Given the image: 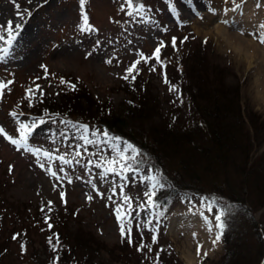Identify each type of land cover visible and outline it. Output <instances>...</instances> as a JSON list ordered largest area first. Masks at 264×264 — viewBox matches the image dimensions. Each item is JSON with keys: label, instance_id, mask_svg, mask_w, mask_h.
<instances>
[{"label": "rangeland", "instance_id": "obj_1", "mask_svg": "<svg viewBox=\"0 0 264 264\" xmlns=\"http://www.w3.org/2000/svg\"><path fill=\"white\" fill-rule=\"evenodd\" d=\"M136 2L143 3L145 10L130 16L133 9L126 0H88L83 10L80 0H0V25L22 23L31 35L22 46L16 44L19 36L9 46L7 33L0 41V47L9 48V55L0 60V82H10L0 98V126L18 138L19 123L42 119L27 111L33 105L55 108L64 103V92L69 94L65 103L71 107L75 101L72 93L80 90L122 116L119 110L129 98L121 86L132 81L122 77L140 59V53L151 56L161 41L172 46L173 37L176 46L179 36L192 37L193 42L185 49L204 42L209 64L222 69L226 82L239 90L241 123L225 125L224 129L235 141L233 145L226 143L230 156L239 161L241 151L234 148L239 145L248 162L246 173L236 162L229 168L227 181L239 198L229 203L237 207L228 216L236 225V238L248 250L245 264H255L257 232L264 237V45L257 39V35H264V0ZM18 11L25 13L23 21ZM83 12L94 31L82 30ZM162 49V54L168 53L166 47ZM161 67L155 59L141 61L139 74L133 73L134 81H146L154 118L128 119L125 123L131 133L140 132L149 142L153 140L148 133L151 126H159V133L173 135L172 144L157 151L159 168L142 158L138 171L120 173L119 166L114 165L117 173L105 174L107 162L119 159L115 150L119 142L111 139V133L109 138L103 137V127L71 117L44 118L45 123L29 137L33 152L17 150L0 136V264H46L50 257L49 264H72L54 259L59 252H67L77 235L106 247L84 264L219 263L224 244L222 238L213 243L218 234L215 209L208 212L205 205L209 201L204 198L216 197L218 205H228L225 196L216 192L225 189L227 181L218 179V187L214 174L206 170L203 153L195 147L214 150L209 141L212 134L195 123L192 99L182 92L187 80L177 85L165 72L160 73ZM37 85L42 92L30 100L27 90ZM24 107L26 111H22ZM13 112L17 117L11 115ZM80 125H88L89 130L83 132ZM85 136L97 143H85ZM121 138L130 143L129 138ZM36 149L41 150L39 155L34 154ZM44 151L64 155L72 163L46 160ZM76 152L81 155L76 156ZM49 169L58 171L60 179L50 175ZM155 170L171 185L161 190L160 198L170 196L165 211L138 207L150 190L145 177ZM124 195L133 198L131 242L121 236L116 216ZM121 243L126 244L123 253Z\"/></svg>", "mask_w": 264, "mask_h": 264}, {"label": "trees", "instance_id": "obj_2", "mask_svg": "<svg viewBox=\"0 0 264 264\" xmlns=\"http://www.w3.org/2000/svg\"><path fill=\"white\" fill-rule=\"evenodd\" d=\"M185 36H179V45L176 47L166 45L168 53L162 54L161 49V60L164 62L163 67L160 69L161 72H165L167 75L172 77L173 81L179 85L178 82L187 80V84H183V91L186 96H189L195 109L194 115L195 123L201 124L204 129L211 133L210 143H213V151L209 150V147L195 146L198 151L203 153V158L207 163L206 170L214 174L215 180L222 178V180H228L230 174V167L233 163H239L242 172L246 173L247 159L244 160V149L234 146L235 150H240V159L233 158L230 156L229 151L231 149L226 144L228 141L235 144V141L231 139L230 133L224 128L225 125L240 124L241 123V111L239 107V90L229 85L224 78V72L218 67H212L207 55L204 53V42L201 41L199 44L192 45L191 48L185 46L190 45L193 40ZM200 49V50H199ZM174 50V52H173ZM162 56H166L165 58ZM137 79V78H136ZM216 84L218 85L216 87ZM122 90L128 95V100L120 108L122 116L118 115L112 108L105 104L95 101L92 96L84 90L76 91L72 93L74 104L70 107L68 103H65V98H69V94L62 92L64 103L57 107H49L42 109V104L33 105L28 110L39 118H52L53 116L59 118H70L76 121L92 124L97 127H103L109 133L114 136L129 138L131 144L141 150L146 155L142 158H146L145 161L149 162L152 166L158 167L155 159H158L157 151H164L165 148L172 144L173 135L171 133H159V126H151L149 128V136L153 138V142L141 134L140 132H132L125 124L128 119L136 121H143L144 119H153L155 109L150 105V90L144 81V78H140L136 81H129L122 84ZM195 92L192 95V92ZM72 99V100H73ZM69 105V107H68ZM24 110L26 111V108ZM194 122V121H193ZM129 129L130 131H128ZM149 143L154 145L150 149ZM213 152V153H212ZM235 163V164H236ZM243 169H245L243 171ZM162 170V169H160ZM163 171V170H162ZM243 173V174H244ZM242 174V175H243ZM226 188L222 191L218 190L219 194L225 196L224 198L228 201L227 204L238 201V194L236 190L230 187L229 182L225 183ZM217 187V188H218ZM164 191L159 190L156 195L159 208L156 210L165 211L168 209L170 202V196L160 198ZM252 218V215L249 216ZM54 228V224L51 223ZM226 228L224 230L222 242L224 244V255L221 257L218 264H245L248 254V250L244 249L236 237L238 235L236 225L232 224V220L229 216L226 217ZM257 229V228H256ZM258 230V229H257ZM257 240L259 242L257 246V260L255 264H264V237L257 232ZM73 244H69L67 252H62L57 255L54 259L60 263L71 262L72 264H84L86 261H90L95 258L97 254L101 253V250H105L106 247L97 243L94 239L88 236L83 240L77 235ZM122 253L125 251L124 245L122 244ZM73 257V258H71ZM52 260L50 257L49 261ZM48 263L46 264H49Z\"/></svg>", "mask_w": 264, "mask_h": 264}, {"label": "snow or ice", "instance_id": "obj_3", "mask_svg": "<svg viewBox=\"0 0 264 264\" xmlns=\"http://www.w3.org/2000/svg\"><path fill=\"white\" fill-rule=\"evenodd\" d=\"M15 3V0H13ZM31 2V0H29ZM88 0H80V7L83 10L85 8V5L87 4ZM126 3L129 8L133 9L132 12H129L128 15H133V12L139 13L143 12L145 10V5L143 3L137 4L136 0H126ZM17 8H19V5H16ZM27 15L30 16L31 12H27ZM17 16L20 18L21 21L25 19V13L17 12ZM82 20L84 23V28L82 30L86 31H94L95 29L93 28L92 25L89 24L88 22V15L86 12H83L82 14ZM227 23V21H225ZM22 23H17L15 25V28H13V22L8 21L5 25H0V41L5 40V35L4 33H7V36L9 37L6 41V43L11 46L13 42L17 39V37L20 34V30L22 29ZM264 27V26H261ZM186 39V38H185ZM258 42L262 45H264V35H257ZM172 46L176 47V38L173 37L172 39ZM163 47H166V45L161 41L160 44L155 48L154 52L152 53L151 56H145L143 53H140V59L134 61L127 69H126V74L122 77L124 80H128L131 78L133 81L136 79V75L139 74V68L138 65L143 61L144 63H148L152 59H155L157 62L161 63L163 66L164 62L161 60V49ZM0 60L4 59L9 55V48L7 47H0ZM108 63H111V60L107 61ZM151 70H155L154 68ZM135 73L136 75H133ZM165 82H167V77L165 75ZM10 82H0V98L3 97L4 90L7 89L8 85ZM61 83H68L67 81H61ZM73 90H75V85L70 84L69 85ZM176 90V89H172ZM36 92H42L40 89L39 85L36 86L35 89L29 88L27 90L28 93V98L31 100ZM11 115L15 118L17 117V113L13 112ZM45 123L43 119L37 121H33L31 124L21 122L19 123V136L18 138L9 135L8 132L5 130L3 126H0V136L5 138L9 143H11L17 150H24L28 152H33L32 147L29 144V137L31 134L34 132V130L41 124ZM70 123V122H69ZM75 127V125H73ZM80 128L82 129L83 132H87L89 130L88 125H80ZM99 132V130H98ZM103 137L109 138L110 133L107 130H104L102 132ZM112 140L119 142L115 146V150H118L120 155L119 159L108 161V166L105 169V174L107 173H117V167L114 165L119 166L120 173H127V172H135L139 170V165L143 163L142 159H138L139 157H143L146 154L142 153L140 149H138L136 146H134L131 143H128L126 141H123V139L119 136H112ZM85 143L87 144H92V143H97V141H93L91 139H88L87 136L84 137ZM120 144H123V148H120ZM127 149V151H125ZM41 153L40 149H36L34 154L39 155ZM43 156L45 157L46 160H59L63 164H71L72 161L69 159H66L64 155L60 156H54L51 152L44 151ZM76 156H80L81 153L76 152ZM79 163V161H77ZM41 168H44L45 165L44 163L40 164ZM59 171H63V169H59ZM50 175L57 177V179H60L58 176V171L49 169ZM118 173V174H120ZM146 181L148 182L150 186V190L145 193L147 196V200L139 205L138 207L141 209L149 210V209H157L159 208L158 201L156 200V195L159 190H162L166 187H171L169 182L167 181V178L163 175L162 172L159 170H155L152 175L146 176L145 177ZM71 181L69 180V183ZM62 199H64V196L62 194L61 196ZM89 199H92L91 196L88 197ZM205 200H208L209 202L205 205L206 210L208 212H213L215 209V215H214V220H215V227L218 229V234L213 241V243H216L220 240V238L223 236L224 230L227 226L226 224V217L228 215L232 214V211L234 208L237 206L235 205H218L217 198L216 197H211V198H204ZM66 203V200L64 201ZM51 203V202H49ZM132 203H133V198L124 195L123 197V203L116 208V216L119 221V227H120V234L122 237L126 238L131 242V233H132V223L135 217L132 216V212L134 209L132 208ZM127 205L128 207H125ZM159 213H157L158 215ZM205 220L207 221V217H205ZM127 221V224L125 223ZM211 222V221H207ZM211 230V229H209ZM15 238V237H14ZM58 239V237H57ZM155 239V237H153ZM52 242V237H49V243ZM56 249L54 248V251ZM143 250V248H141ZM197 254H200V247L198 246L197 248ZM206 255V253H205Z\"/></svg>", "mask_w": 264, "mask_h": 264}, {"label": "bare ground", "instance_id": "obj_4", "mask_svg": "<svg viewBox=\"0 0 264 264\" xmlns=\"http://www.w3.org/2000/svg\"><path fill=\"white\" fill-rule=\"evenodd\" d=\"M15 25H16V22L13 23V26H15ZM29 36H31L30 30L27 27H24V28L22 27V29L20 30V35H19L20 38L18 37L19 42L16 44H20L22 46V43L26 42Z\"/></svg>", "mask_w": 264, "mask_h": 264}]
</instances>
